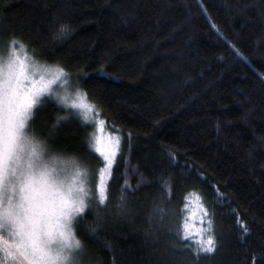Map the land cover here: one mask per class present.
I'll return each mask as SVG.
<instances>
[{
    "label": "trees",
    "instance_id": "obj_1",
    "mask_svg": "<svg viewBox=\"0 0 264 264\" xmlns=\"http://www.w3.org/2000/svg\"><path fill=\"white\" fill-rule=\"evenodd\" d=\"M0 38L62 67L121 135L108 206L76 232L95 264H264V0H0ZM70 110L45 97L34 121L98 159ZM193 203L212 253L182 239Z\"/></svg>",
    "mask_w": 264,
    "mask_h": 264
},
{
    "label": "snow or ice",
    "instance_id": "obj_2",
    "mask_svg": "<svg viewBox=\"0 0 264 264\" xmlns=\"http://www.w3.org/2000/svg\"><path fill=\"white\" fill-rule=\"evenodd\" d=\"M66 34L67 26H60ZM62 67L38 65L20 48L0 50V255L8 264H78L84 251L76 232L93 209L97 222L101 209L108 206V185L117 166L121 139L104 136V121L99 120L100 135L92 138L93 154L103 164L95 189L90 188L88 172L74 160L51 155L46 145L31 133L30 120L42 98L52 95L57 82L67 83ZM58 104L76 110L85 126L92 125L95 105L86 93L75 96L56 94ZM172 158V153H169ZM122 186L120 206L126 202ZM203 207V205H201ZM201 227L195 233L185 223L182 239L191 241L196 255L215 251L216 237L212 213L204 208ZM97 227L88 226L85 235H95ZM2 264V262H0Z\"/></svg>",
    "mask_w": 264,
    "mask_h": 264
},
{
    "label": "rangeland",
    "instance_id": "obj_3",
    "mask_svg": "<svg viewBox=\"0 0 264 264\" xmlns=\"http://www.w3.org/2000/svg\"><path fill=\"white\" fill-rule=\"evenodd\" d=\"M14 42H15L14 40H9V42L7 43L3 39L0 38V50L4 49L6 46H15L16 48L19 49L21 44H17V43L15 44ZM23 49H24V52H26V54L29 57H31L38 65L47 67L50 69H55L58 67V66H53V65H46L42 62H39V60H37V58L32 53H29L24 46H23ZM66 80H67V83L57 82L56 84H54L52 86L53 94L46 95L45 97H52L54 100H56L55 95L57 93L60 95L68 94L70 96H75L77 92L85 93V90L81 88L79 85H77L74 81H72L68 74H67ZM38 108H39V105H37L34 108V116L30 120L31 133L34 134L37 139H39L46 145L51 155L57 156L62 160H74L82 169H86L88 172V179L90 181L89 187L95 189L96 182L98 179L99 169L103 167V164L101 163L99 167H96V164H98L99 162L98 159H95V160L93 159L92 161V159L88 155H86V153H84L83 150H80L81 148L77 146H76L77 149L72 147L65 140L58 138V136L52 137L54 135L53 133L59 130V127L56 126L58 124L54 125V127L48 130H44L42 129L43 126L41 127V123H42L41 119L40 121L38 120V123H35L34 118L36 116V112ZM95 110L96 111L91 118L92 125H91V129L88 131V137L86 135V138H85L84 135H81V139L82 138L86 139L85 144H87L88 142L91 152L94 151L92 147V143H91L92 138H94L96 135L101 134L100 126L98 122L99 120L104 121V119L99 113V110L97 108H95ZM70 111H72L71 113L73 114L75 113L76 115H78L76 110L71 109ZM78 120H79L78 122L79 125L85 126L82 116H80ZM63 121L70 122L71 118L68 115L64 116ZM72 129L73 128H69V130H72ZM63 131H65V129ZM102 134L104 136H108L109 134H111L113 137L119 136L121 139V135L119 132L112 130L110 128H107L105 124L103 125ZM193 205L194 207H192V212L190 216L189 230L192 233H195L198 229H200L201 227H204V223H202V221H204V218L201 213V207H199L197 203H193ZM77 259H78V264H95L94 261L88 256L86 251L81 252ZM0 262H2V264H8V261L4 260L2 255H0Z\"/></svg>",
    "mask_w": 264,
    "mask_h": 264
}]
</instances>
